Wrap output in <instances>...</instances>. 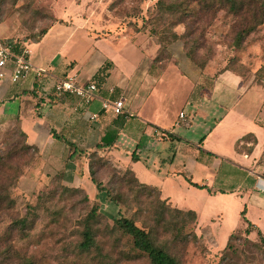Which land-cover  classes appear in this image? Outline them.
<instances>
[{
    "label": "crops",
    "instance_id": "0c3cea01",
    "mask_svg": "<svg viewBox=\"0 0 264 264\" xmlns=\"http://www.w3.org/2000/svg\"><path fill=\"white\" fill-rule=\"evenodd\" d=\"M56 18L63 22L52 23L39 41L22 44L30 62L45 68V74L13 82L12 64L0 67V127L17 125L25 133L41 161L36 173L43 167L62 173L65 185L87 193L83 185L91 181L88 155L117 117L102 109V102L121 98L124 122L114 146L98 150L101 156L116 169H130L141 183L157 187L172 206L195 211L199 226L212 230L208 225L218 221L213 214L202 221L196 201L225 199L236 210L245 209L249 222L264 234V90L230 70L204 85L205 71L187 57L180 39L162 53L153 38L127 28L116 31L115 25H106L109 29L102 33L104 26L95 30L91 19ZM80 29L97 44L106 40L114 50L92 44L93 52L87 49L86 62L78 64L67 48L72 50ZM13 37L12 27L0 22V39ZM107 64V76L90 103L54 92L58 79L72 76L87 82ZM97 194L96 189L95 198L88 197L98 200ZM251 208L256 218L249 216Z\"/></svg>",
    "mask_w": 264,
    "mask_h": 264
},
{
    "label": "rangeland",
    "instance_id": "374dc122",
    "mask_svg": "<svg viewBox=\"0 0 264 264\" xmlns=\"http://www.w3.org/2000/svg\"><path fill=\"white\" fill-rule=\"evenodd\" d=\"M157 1L0 0V22L12 27L13 38L17 40L37 36L56 16L75 18L80 22L91 19L90 24L95 30L101 24L104 26L102 33L109 29L106 25H115L116 31L127 28L134 32L132 34L138 33L155 41L170 38L174 30L181 34L185 50L192 53L193 64L205 71L204 85H210L213 77L228 67L264 90V15L262 23L239 45L235 41L240 28L252 24L253 5L259 6L264 0H253L255 4L242 0L244 6L238 14L230 11L228 5H224L226 2L219 3L218 0H207L208 3L203 0H162L164 8L157 5ZM165 6H175V10L168 11ZM258 10L262 9L259 7ZM181 19L184 21L179 23ZM84 31L78 30L70 44L72 50L67 48L80 65L86 62V50L89 54L93 52L92 44L106 52L113 49L106 40L98 44L93 42ZM150 31L155 34L151 35ZM32 152L25 148L17 125L0 127V155L10 153V161L17 164L16 170L20 172L15 185L8 188L14 204L0 212V264H150L144 253L133 248L130 237L120 231L109 233L113 224L111 217L118 216L116 207L100 199L99 194L98 200L89 198L85 201L84 191L69 189L57 173H49L52 171L47 168L36 173L41 161ZM91 162L95 178L110 191V195H121V214L139 226L156 227L158 240L172 250L180 264H264V246L260 237L255 229L249 234L244 232L245 221L233 203L225 199L208 201L199 198L196 204L201 220L205 221L213 214L218 223L208 225L212 230L205 225L199 226L197 222L186 225L183 232L193 231L197 239L184 244L174 237L173 230L166 231L156 225L155 207L151 206L146 195L139 194L133 182L127 184L129 175L124 176L125 182L120 181L124 170L116 169L105 157L101 160L93 158ZM7 170L6 163L0 171V186L4 184L1 174ZM29 178H33L34 183ZM83 187L89 196L95 198L96 189L91 181ZM260 190L264 193L262 188ZM95 205L98 207L95 227L99 248L84 252L78 245L82 240V221ZM220 212L221 217L218 216ZM248 214L256 218V209H249ZM20 218L26 221L25 228L16 224ZM261 223L264 228V217ZM230 233L233 234L230 246L225 248ZM126 254L130 258H124Z\"/></svg>",
    "mask_w": 264,
    "mask_h": 264
},
{
    "label": "trees",
    "instance_id": "16d2710c",
    "mask_svg": "<svg viewBox=\"0 0 264 264\" xmlns=\"http://www.w3.org/2000/svg\"><path fill=\"white\" fill-rule=\"evenodd\" d=\"M219 3L226 2L228 5V9L232 11L235 14L240 13V11L243 9L244 3H242V0H218ZM204 3H208L209 1L203 0ZM248 4H255L253 0H247ZM157 5L162 6L164 8L162 0L157 1ZM211 5V3H209ZM168 11H174L175 6H165ZM262 9L261 11L258 10V8ZM148 11V10H147ZM184 13H186L184 11ZM193 13V12H191ZM186 15V14H185ZM264 15V1L259 3L258 5H253V11H252V24L245 25L240 28V30L237 32V36L235 41H237V45L243 40V38L251 33L256 26L262 23ZM63 22L60 19L57 18H52V23L54 22ZM184 20H179V23H182ZM49 24L46 26L44 29L40 31V33L37 36H33L31 38H23L21 40L17 39H10L15 42V50L18 51L23 42H37L40 40L42 35L47 31V29L50 27ZM150 34H155L154 32L150 31ZM181 34H178L176 31L173 30L172 35L170 38H166L165 40H158L157 42L161 45V52L166 48V45L169 44L170 42L180 39ZM184 46V45H183ZM185 48V47H184ZM161 53V54H162ZM185 53L187 57L193 61L192 53L188 52L185 50ZM108 64L101 67L96 74L93 76V81L100 83L103 81L104 77L107 76V69H108ZM225 70H230L234 73H236L234 70L224 67L221 71L218 73L225 71ZM125 119V114L117 115V117L112 121V124L106 129L104 135L101 137L100 141L96 145V150L92 151L88 155V169H89V177L93 184L95 185V188L98 191V194L101 195L100 199L102 198L105 200L107 203L112 204L114 207L117 208V214L118 216H112L113 224L112 227L109 229V233L111 234L113 231L117 232H122L124 235H127L128 237L131 238L132 240V246L134 249L139 250L140 252L144 253L150 261V264H180L178 257L168 248V246L158 240V231L157 228L154 226H139L135 223V221L131 218H127L126 216H123L120 212L119 209V201L121 199L120 194H114L113 196L110 195V191L107 188H104L103 184L98 181L95 178V170L93 169L92 165V159L97 158L101 160L103 156H101L98 153V150L106 149V148H111L114 146V143L117 139L118 135V129L119 127L123 124ZM18 127V132L19 134L24 138V145L26 149L32 150V154H36V148L32 145H29L26 143V136L25 133ZM51 134L53 137L57 138L60 137L57 133L54 131H51ZM250 137L249 135H245L243 138L246 139ZM68 145L72 146L71 143H68ZM72 155V154H71ZM10 156V153L7 155H0V171L4 169V166L6 163L8 164V170L7 172H4L1 174L4 178V184L0 186V212L9 209L13 204L14 200L11 198V196L8 193V188L15 185L17 182L20 172L17 171V164L12 163L10 160L12 159ZM16 157L13 155V159ZM9 158V159H8ZM132 159H136L134 154L132 153ZM14 167V168H13ZM14 169V171H12ZM9 172V173H8ZM56 175L60 176L61 182L63 179L62 173H57ZM129 175V179L126 180L124 176ZM127 182L128 185L135 184V186L138 188V192L140 195H146L150 201L151 206L155 207V214H154V221L156 225L160 226L163 230L170 231L173 230L174 237L179 238V240L186 244L192 240H196L197 236L193 231H189L187 233H184L183 230L186 227V225H192L197 222V214L193 210H184V209H179L177 207H174L171 205L170 202H168L166 199L161 197V192L157 187H154L152 185H147L145 183H141L134 173L130 169H125L123 175L121 176L120 181L122 182ZM190 184L197 188H205V186L199 185L197 183L191 182L188 180ZM69 189L73 191H84V197L83 199L85 201L89 200V197L87 193L85 192L84 189L79 188V187H69L66 186ZM98 196V195H97ZM98 207L92 206L87 213L86 217L82 221L83 224V229L81 232L82 240L80 241L79 248L80 250L84 252H89L92 249L98 250V243H97V228L95 227V224L98 222ZM240 215L242 219L247 223V227L244 229V232L246 234H249L251 231L254 229L256 230L257 235L260 237L262 244L264 246V234L249 220L245 217V209H242L240 211ZM16 224H20L22 228H25L26 226V221L24 218H20L16 221ZM233 234L229 235V239L226 242L225 248H228L230 246V238L232 237ZM124 258H130L128 254L124 256ZM224 259V258H223Z\"/></svg>",
    "mask_w": 264,
    "mask_h": 264
},
{
    "label": "built area",
    "instance_id": "2783aa9c",
    "mask_svg": "<svg viewBox=\"0 0 264 264\" xmlns=\"http://www.w3.org/2000/svg\"><path fill=\"white\" fill-rule=\"evenodd\" d=\"M6 63H11L13 66L10 74V79L13 82H18L29 74L40 77L47 72L45 68L35 66L30 62L25 46L21 45L16 51L13 40L0 39V67L5 66ZM0 76L3 74L0 73ZM53 90L57 95H72L83 104H88L96 97L98 87L93 80L81 83L72 76H65L54 83ZM102 109L109 110L114 115L124 114V101L121 98L103 101ZM179 117H183V114L180 113ZM262 190L264 191V187Z\"/></svg>",
    "mask_w": 264,
    "mask_h": 264
}]
</instances>
